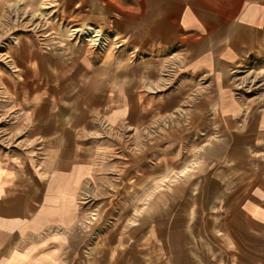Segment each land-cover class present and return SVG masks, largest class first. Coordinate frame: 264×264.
<instances>
[{"label":"crops","instance_id":"1","mask_svg":"<svg viewBox=\"0 0 264 264\" xmlns=\"http://www.w3.org/2000/svg\"><path fill=\"white\" fill-rule=\"evenodd\" d=\"M105 3L136 62L88 77L95 106L42 126L20 161L0 154V264H264V0ZM150 100L170 124L149 191L169 199L132 220L144 189L97 137L140 128Z\"/></svg>","mask_w":264,"mask_h":264},{"label":"rangeland","instance_id":"2","mask_svg":"<svg viewBox=\"0 0 264 264\" xmlns=\"http://www.w3.org/2000/svg\"><path fill=\"white\" fill-rule=\"evenodd\" d=\"M107 7L110 11L105 0H0L2 156L20 161L26 139L41 133L42 126L56 122L61 115L67 122L72 109L94 107L98 101L92 98L90 87L95 85L86 82L88 77L104 76L121 61L136 62L137 53L115 26L116 12H107L105 19ZM146 92L150 99L157 93L150 88ZM147 107L136 118L140 128L130 127L127 134L112 138L97 137L103 165L110 168L114 164L119 172L128 168L129 188L144 189L128 191V202L134 206L132 220L142 211L158 210L157 203L152 206L154 200H161L163 208L169 199L168 191L149 190L167 182L154 180L152 171L158 161L168 157L169 148H157L155 143L159 124L168 135L170 120L154 118L151 100ZM176 122L182 124L183 117ZM168 166L164 163L161 170ZM137 203L142 206L135 213Z\"/></svg>","mask_w":264,"mask_h":264},{"label":"bare ground","instance_id":"3","mask_svg":"<svg viewBox=\"0 0 264 264\" xmlns=\"http://www.w3.org/2000/svg\"><path fill=\"white\" fill-rule=\"evenodd\" d=\"M98 36V35H97ZM92 37H93V35H92Z\"/></svg>","mask_w":264,"mask_h":264}]
</instances>
